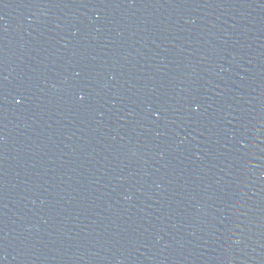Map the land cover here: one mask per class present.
<instances>
[{
    "label": "water",
    "instance_id": "water-1",
    "mask_svg": "<svg viewBox=\"0 0 264 264\" xmlns=\"http://www.w3.org/2000/svg\"><path fill=\"white\" fill-rule=\"evenodd\" d=\"M0 264H264V0H0Z\"/></svg>",
    "mask_w": 264,
    "mask_h": 264
},
{
    "label": "clouds",
    "instance_id": "clouds-1",
    "mask_svg": "<svg viewBox=\"0 0 264 264\" xmlns=\"http://www.w3.org/2000/svg\"><path fill=\"white\" fill-rule=\"evenodd\" d=\"M235 243H239V241L237 240V241H234Z\"/></svg>",
    "mask_w": 264,
    "mask_h": 264
}]
</instances>
